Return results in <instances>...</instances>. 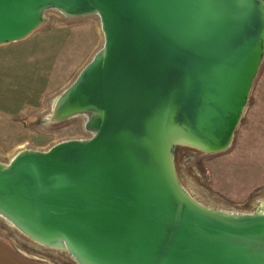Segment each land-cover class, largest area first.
<instances>
[{
  "label": "water",
  "instance_id": "95a60500",
  "mask_svg": "<svg viewBox=\"0 0 264 264\" xmlns=\"http://www.w3.org/2000/svg\"><path fill=\"white\" fill-rule=\"evenodd\" d=\"M47 9L95 13L104 43L52 116L89 137L0 161V214L78 264H264V203L227 213L180 184L177 146L226 149L264 57V0H0V45Z\"/></svg>",
  "mask_w": 264,
  "mask_h": 264
},
{
  "label": "rangeland",
  "instance_id": "374dc122",
  "mask_svg": "<svg viewBox=\"0 0 264 264\" xmlns=\"http://www.w3.org/2000/svg\"><path fill=\"white\" fill-rule=\"evenodd\" d=\"M103 43L98 14L68 16L47 9L29 36L0 45L2 163L20 145L45 150L90 136L85 115L56 120L52 114L58 97ZM174 166L182 187L204 206L251 212L264 199V57L230 145L216 152L177 146ZM0 233L26 254L52 264H77L66 250L28 239L2 217Z\"/></svg>",
  "mask_w": 264,
  "mask_h": 264
},
{
  "label": "crops",
  "instance_id": "0c3cea01",
  "mask_svg": "<svg viewBox=\"0 0 264 264\" xmlns=\"http://www.w3.org/2000/svg\"><path fill=\"white\" fill-rule=\"evenodd\" d=\"M0 264H52L49 261L39 259L30 254L24 253L19 248L13 246L0 233Z\"/></svg>",
  "mask_w": 264,
  "mask_h": 264
},
{
  "label": "bare ground",
  "instance_id": "6f19581e",
  "mask_svg": "<svg viewBox=\"0 0 264 264\" xmlns=\"http://www.w3.org/2000/svg\"><path fill=\"white\" fill-rule=\"evenodd\" d=\"M50 116H51V114H50ZM91 134V133H90ZM24 146H18L17 148H18V151L19 150H21L22 148H23ZM16 154V153H15ZM15 154H13V155H15ZM13 157V156H12ZM264 203V199L263 200H261L258 204H263ZM204 206V205H203ZM207 207V206H206ZM209 208H213V209H218V208H214V207H209ZM218 210H221V211H224V212H227V213H240V212H232V211H226V210H222V209H218ZM252 212V211H251ZM0 217H2V219H4V220H6L7 222H9L13 227H15L8 219H6L5 217H3L1 214H0ZM16 228V227H15ZM17 229V228H16ZM20 233H22L24 236H26L23 232H21L19 229H17ZM28 238V237H27ZM28 239H30V238H28ZM32 240V239H31ZM34 241V240H33ZM38 243V242H37ZM61 250H64V249H61ZM72 259V258H71ZM73 261H75L74 259H73ZM76 262V261H75ZM77 263V262H76ZM78 264V263H77Z\"/></svg>",
  "mask_w": 264,
  "mask_h": 264
}]
</instances>
